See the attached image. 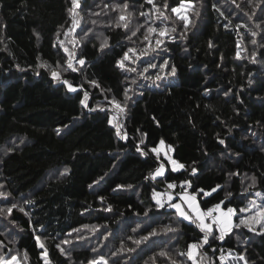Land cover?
<instances>
[{"label":"trees","instance_id":"obj_1","mask_svg":"<svg viewBox=\"0 0 264 264\" xmlns=\"http://www.w3.org/2000/svg\"><path fill=\"white\" fill-rule=\"evenodd\" d=\"M184 1L187 29L181 0H153L163 17L146 0H77L75 26L72 0H0V257L228 264L226 249L264 264V231L236 215L203 244L198 221L154 196L175 180L203 210L238 212L260 191L264 205V0ZM161 140L183 168L152 151Z\"/></svg>","mask_w":264,"mask_h":264},{"label":"snow or ice","instance_id":"obj_2","mask_svg":"<svg viewBox=\"0 0 264 264\" xmlns=\"http://www.w3.org/2000/svg\"><path fill=\"white\" fill-rule=\"evenodd\" d=\"M146 2L149 3V4H152L153 7L156 8V5L154 4L153 0H146ZM234 2H235V0H233V3ZM72 4H73L74 7L72 9H69V12L71 14H73L72 23L75 26V25H78V23H79V21L76 19V15H75V12H74L75 7L78 6L77 0H72ZM116 7H121V6L117 5ZM127 7H128V5L124 4L122 6V11H123V9H126ZM164 7L167 8L168 5L165 3ZM184 7H185V5L183 3V0H181L179 8L174 7V8L171 9V11L173 13H177L178 15H180V8H184ZM156 10L160 13V17L164 16V13L162 11H160L159 8H156ZM143 14L144 13H141V15H143ZM221 14H223V13H221ZM129 15H130V13H129ZM165 19H167V17H165ZM180 19H182L185 22L184 26H185V29H187V27H188V16L180 15ZM119 21H125V16L123 14H121V16L119 17ZM119 21H118V26H119ZM124 26L127 27V24H125ZM149 31H155V29L150 28ZM134 34L135 33H133V35ZM160 35L161 36L165 35V31L161 30L160 31ZM253 35H255V33H253ZM157 43L159 44L160 41H157ZM253 43H255V41H253ZM106 44H107V40H105L103 43H101V45H100L101 49H103L106 46ZM65 51H67V49H65ZM129 51H131V50H129ZM127 57H128V54L125 53V58H127ZM84 62L85 61L83 59L78 61V63L81 64V65H83ZM118 63H120V66L123 67V63H121V62H118ZM166 63H167V61L165 62V64ZM150 66L154 67V65H150ZM161 67H163V65H161ZM68 68H73L71 60H69V62H68ZM73 70H75V69H73ZM145 71H147V69H145ZM171 71H172V74L175 73L176 69H175L174 66L172 67ZM52 75L54 77H57L58 73L54 71L52 73ZM156 79L159 80V79H161V77L159 75H157ZM65 83H67V82H65ZM69 87L71 88V85H69ZM116 108L120 109L121 111H123L121 105L118 104V103L116 104ZM117 134H119V128L117 129ZM160 143L163 144L164 142L161 141ZM220 143H224V141L221 140ZM152 151L158 153L160 151V149L154 148V149H152ZM171 163H172L174 168H176V167L183 168L184 167V165H182V164H177V162L175 160H172ZM67 171H68V169L64 170L65 173ZM192 171L194 173L195 169H193ZM155 175H163V165H161L159 168H157ZM153 178H155V176H153ZM252 179H253V183H255V177H253ZM129 187H131V186H129ZM168 187L169 188H173L174 185L173 184H169ZM217 187H219V186H217ZM215 190L216 189H213V191H215ZM201 191H203V190H201ZM0 195H6V194L5 193H0ZM257 195H260V194L257 193ZM169 199L171 200V197H169ZM185 199L188 200L189 211H185L181 207L180 204H175L174 203V204H171L170 206L174 207L177 210V212L179 213V215L181 217H183L184 219L190 220L193 223H195L197 220L199 221V223L197 224V227H199L201 232L204 233V235H203V244H207L208 243L209 234L211 233V228H212V226L210 224H207V223L204 222V219H205L206 216H210L213 211L220 212V216L219 217H213L212 218L213 221L215 223L219 224V226H220L219 239H223L225 233L231 231L232 226H233L232 225V215L234 214V210L232 208H228L226 212H223V211H221L220 204H217V205H215L214 208H209L208 211L205 213V212H202L199 209V207L195 204V197L194 196L186 197ZM157 204H160L159 200H157ZM251 204L253 205V207L255 209H257L255 214L251 217V220H252L253 223H256V224L260 225L261 230L264 231V205H256L255 201H252ZM12 207H16V205H13ZM22 210L23 209H21V211ZM109 210H110V208H109ZM4 211H5L4 209H0V215L4 214ZM11 211H12V208H8L7 209L8 213H11ZM241 211H251V209H242ZM189 212L195 214V219H193V215H190ZM240 225H247L249 228H251V224H249L248 219H244V218L240 219L239 225H236V226L239 227ZM251 230L254 231L255 229H251ZM36 239L39 240V237H37ZM63 243H69V241L65 240V241H63ZM40 247L43 248L44 245L41 244ZM57 247H60V246L57 245ZM198 247H202V244L193 243V244H190L188 246L189 250L187 252V256L189 257V259H193L194 258L195 250ZM61 251L63 252V249H61ZM113 255H115V253H113ZM161 255H166V253L162 252ZM181 255H184V254L181 253ZM16 259L17 258L15 256L11 257V260H5L4 257H0V264H11V261H15ZM223 259H224V256H221V260H223ZM239 259L242 260V261H245V264H247V261L245 260L243 255H240ZM90 264H108V262H107L106 259H104V257H100L99 260H93V261L90 262ZM193 264H195V260L194 259H193Z\"/></svg>","mask_w":264,"mask_h":264},{"label":"rangeland","instance_id":"obj_3","mask_svg":"<svg viewBox=\"0 0 264 264\" xmlns=\"http://www.w3.org/2000/svg\"><path fill=\"white\" fill-rule=\"evenodd\" d=\"M97 2H98V0H97ZM184 3V5H185V7L184 8H180V15H186V16H188V11H189V9L192 7V2L191 1H184L183 2ZM177 8H179V6L177 7ZM180 15H178V16H180ZM102 33H100L99 35H98V37H102ZM168 80L167 79H164L163 80V82H167ZM114 116H112V120L114 119L113 118ZM119 128V133L121 134L122 132H121V128H120V126L118 125L117 126V129ZM161 141H163V140H161ZM160 141V142H161ZM158 143V145L156 146V147H154V148H158V149H160V151H159V153H161L164 157H165V159H167L168 160V162L170 163V166L174 169V170H178V169H181V168H179V167H176V168H174L173 167V165H172V163H171V161L172 160H175L176 162H177V164H181L179 161H177L174 157H173V154H172V149H171V146H169V145H167L166 144V142L165 141H163L164 143L163 144H161V143ZM153 148V149H154ZM163 165V175L165 174V172H166V165L163 163L162 164ZM161 166V165H160ZM159 166V167H160ZM158 167V168H159ZM157 170V169H156ZM156 170L154 171V173H153V176H155V177H160V176H162V175H155V173H156ZM170 184H172V183H170ZM174 185V187L173 188H168L166 191L165 190H162V189H159V190H156L155 191V194H154V196H155V199L156 200H159L160 201V205H163V204H166V203H169L170 205L171 204H180L181 205V207L185 210V211H189V208L186 206V205H184L183 203H182V201L181 200H179L180 198L178 197V196H181L182 194H184V193H191L192 191H190V192H184V193H181V192H178L177 194H178V196H177V194L175 193V189H176V185L175 184H173ZM193 193V192H192ZM257 193V192H256ZM260 195H257L256 194V196L254 197V200H250L249 201V203H248V205L246 206V207H241V209L238 211V212H236V209H234V214L232 215V220H234V217H236V215H237V221H236V224L237 225H239V222H240V219H242V218H244V219H248V222H249V224H251V228H253V229H256L258 232L260 231V232H263L262 230H261V227H260V225H258V224H256V223H253L252 222V220H251V217L255 214V212L257 211V209H255L254 207H253V205L251 204V202L252 201H255V204L256 205H262V201H263V197H262V191H260V192H258ZM169 197H171V200L169 199ZM202 212H203V209L202 208H199ZM242 209H251V211H241ZM221 211H223V212H226L227 210L225 209H222ZM189 214L191 215V212H189ZM193 215V218L195 219V214H192ZM213 216L211 217H208V218H206L205 217V220H204V222L205 223H207V224H210L211 226H213L214 224H215V222L213 221ZM198 221V220H197ZM199 222V221H198ZM232 223H234V221H232ZM241 226V225H240ZM242 226H247V225H242ZM248 227V226H247ZM249 228V227H248ZM238 256H240L238 253H234L233 251L231 252V256L229 257V258H226L227 260L226 261H222L221 260V262H226V263H228V264H245V261H242V260H240L239 259V257ZM245 258V257H244ZM221 259V258H220ZM246 260V259H245ZM14 264H19L18 262H14Z\"/></svg>","mask_w":264,"mask_h":264},{"label":"built area","instance_id":"obj_4","mask_svg":"<svg viewBox=\"0 0 264 264\" xmlns=\"http://www.w3.org/2000/svg\"><path fill=\"white\" fill-rule=\"evenodd\" d=\"M172 184H175L176 185V188L180 187L179 192L181 193H184V192H190L191 191V183L190 182H178V181H172L171 182ZM178 186V187H177ZM229 208H232V207H229ZM234 210V208H232ZM220 235V230L218 231L217 233V236L219 237ZM225 237V235H224ZM231 250H222L221 251V254H220V258L221 256H224V259L222 261H226L227 259L226 258H229L231 256ZM221 260V259H220Z\"/></svg>","mask_w":264,"mask_h":264},{"label":"crops","instance_id":"obj_5","mask_svg":"<svg viewBox=\"0 0 264 264\" xmlns=\"http://www.w3.org/2000/svg\"><path fill=\"white\" fill-rule=\"evenodd\" d=\"M175 193L177 194L178 192H176V190H175ZM177 196H178V194H177ZM192 196H194L195 197V204L200 208V205H199V203H198V199H197V196H196V194H194V193H184V194H182L181 196H178L180 199L179 200H181L182 201V203L184 204V205H186L187 207H188V200L187 199H185L186 197H192ZM221 210H222V208H221ZM208 210H203V212H207ZM211 217L213 216V217H219L220 216V212H216V211H213L212 212V214L210 215ZM210 216H206V218H208V217H210ZM205 220V219H204ZM217 224V223H216ZM233 224V223H232ZM218 226H219V224H218ZM220 227V226H219ZM239 257V256H238Z\"/></svg>","mask_w":264,"mask_h":264}]
</instances>
